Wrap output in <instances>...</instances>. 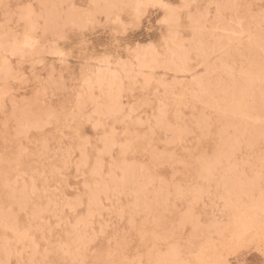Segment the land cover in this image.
Segmentation results:
<instances>
[{
  "label": "rangeland",
  "instance_id": "rangeland-1",
  "mask_svg": "<svg viewBox=\"0 0 264 264\" xmlns=\"http://www.w3.org/2000/svg\"><path fill=\"white\" fill-rule=\"evenodd\" d=\"M263 235L264 0H0V264H264Z\"/></svg>",
  "mask_w": 264,
  "mask_h": 264
},
{
  "label": "bare ground",
  "instance_id": "bare-ground-1",
  "mask_svg": "<svg viewBox=\"0 0 264 264\" xmlns=\"http://www.w3.org/2000/svg\"><path fill=\"white\" fill-rule=\"evenodd\" d=\"M225 33V32H224ZM232 34V33H231ZM224 62V61H223ZM10 68V67H9ZM244 73V72H243ZM243 76V75H241ZM248 80V79H246ZM209 87V86H208ZM208 89V88H207ZM220 96V95H219ZM224 96V95H223ZM228 96H229V92H228ZM177 97V96H176ZM223 98V97H222ZM92 102V101H91ZM93 103V102H92ZM97 103V102H96ZM225 107V106H224ZM263 136V135H262ZM70 141V140H69ZM83 142V141H82ZM54 150V149H53ZM229 163V162H228ZM36 166V165H35ZM226 168V167H225ZM38 169V168H37ZM214 171V170H213ZM255 173V172H254ZM225 174V173H223ZM227 176V175H226ZM234 178V177H233ZM224 179V178H223ZM222 181V180H220ZM231 181V180H230ZM231 185V184H230ZM63 186V185H62ZM63 189V188H62ZM254 208L259 209V203L258 201L254 200L253 201V205ZM246 210V209H245ZM237 213V212H236ZM258 220H259V216L257 212H253L251 214H241V215H237L236 219H235V227H234V233L235 236L238 237V239L241 240V238L244 237V235L249 231L250 228H252V226H258ZM159 223V222H158ZM6 231V230H5ZM65 231V230H64ZM263 232V231H262ZM259 233V232H258ZM260 235V234H259ZM264 237V235H263ZM165 240V239H164ZM260 240V239H259ZM232 240L228 241V245L232 244ZM234 243V242H233ZM235 244V243H234ZM243 245V244H242ZM189 248V247H188ZM224 262V261H223Z\"/></svg>",
  "mask_w": 264,
  "mask_h": 264
}]
</instances>
